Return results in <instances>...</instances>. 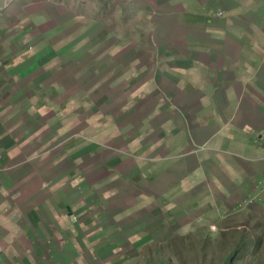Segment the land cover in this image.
<instances>
[{
	"label": "crops",
	"instance_id": "obj_1",
	"mask_svg": "<svg viewBox=\"0 0 264 264\" xmlns=\"http://www.w3.org/2000/svg\"><path fill=\"white\" fill-rule=\"evenodd\" d=\"M222 214L264 224V0H0V264Z\"/></svg>",
	"mask_w": 264,
	"mask_h": 264
},
{
	"label": "rangeland",
	"instance_id": "obj_2",
	"mask_svg": "<svg viewBox=\"0 0 264 264\" xmlns=\"http://www.w3.org/2000/svg\"><path fill=\"white\" fill-rule=\"evenodd\" d=\"M123 28L125 27L123 26ZM141 88L143 87L139 89ZM141 91L142 89L139 93ZM140 105L139 103L138 106ZM146 105V111L151 108L150 111H154L158 108L156 100L146 103ZM93 113L94 116H97L98 110H93ZM91 137V135L84 136L87 140ZM119 150L124 155L128 153L125 148ZM177 210L174 206L164 207L163 216L171 225L173 222L171 214L177 213ZM170 212L172 213L170 214ZM161 215L156 214L154 221L161 219ZM183 217L181 215V220ZM211 219L214 221L212 225L209 223L200 225L201 221L186 225L188 220H185L177 226L178 229L172 227L170 230L167 229L169 226L167 222L165 229H161L159 232L148 229L150 236L142 234L143 231H148L147 229L141 230L142 232L139 230L129 232L115 230L119 246L116 249L111 246L108 248L109 252H101V249L107 247L104 239L108 230L100 228L96 233L91 231L85 233L86 236L83 237L85 256L77 252L78 247L76 248V246H73L75 252L70 255L75 261L78 260L77 264H264V224L258 225L254 222L255 220L249 224L246 219L243 221L244 225L241 226L237 217L228 221V217L223 214L214 215ZM225 221L227 222L224 223ZM100 226H107L105 218L101 220ZM187 226L192 229H186ZM239 227L241 229H238ZM93 241L95 242L92 243ZM95 243L100 252L93 248Z\"/></svg>",
	"mask_w": 264,
	"mask_h": 264
},
{
	"label": "built area",
	"instance_id": "obj_3",
	"mask_svg": "<svg viewBox=\"0 0 264 264\" xmlns=\"http://www.w3.org/2000/svg\"><path fill=\"white\" fill-rule=\"evenodd\" d=\"M251 200H252V198H249V199H248V201H251Z\"/></svg>",
	"mask_w": 264,
	"mask_h": 264
}]
</instances>
